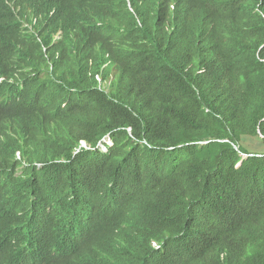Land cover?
Listing matches in <instances>:
<instances>
[{
  "label": "trees",
  "instance_id": "obj_1",
  "mask_svg": "<svg viewBox=\"0 0 264 264\" xmlns=\"http://www.w3.org/2000/svg\"><path fill=\"white\" fill-rule=\"evenodd\" d=\"M35 3L0 0V218L87 211L64 264H264V0H59L57 49Z\"/></svg>",
  "mask_w": 264,
  "mask_h": 264
},
{
  "label": "clouds",
  "instance_id": "obj_2",
  "mask_svg": "<svg viewBox=\"0 0 264 264\" xmlns=\"http://www.w3.org/2000/svg\"><path fill=\"white\" fill-rule=\"evenodd\" d=\"M36 13L44 17L47 29L54 37L50 48L57 49L61 32L56 25L59 0H35ZM98 144L102 152L111 145L104 141ZM106 150L103 151L102 147ZM87 148L86 144H81ZM78 151V150H77ZM84 209L53 203L42 208L44 220L30 216L27 210L12 208V213L0 218L6 225L0 229V264H64L68 251L80 246L84 236L93 227L82 223ZM156 246V244H154ZM158 247V246H157Z\"/></svg>",
  "mask_w": 264,
  "mask_h": 264
},
{
  "label": "built area",
  "instance_id": "obj_3",
  "mask_svg": "<svg viewBox=\"0 0 264 264\" xmlns=\"http://www.w3.org/2000/svg\"><path fill=\"white\" fill-rule=\"evenodd\" d=\"M104 142L107 143V144H109V145H111V142L109 141V139H106ZM102 150L105 151L106 149L104 147H102Z\"/></svg>",
  "mask_w": 264,
  "mask_h": 264
},
{
  "label": "bare ground",
  "instance_id": "obj_4",
  "mask_svg": "<svg viewBox=\"0 0 264 264\" xmlns=\"http://www.w3.org/2000/svg\"><path fill=\"white\" fill-rule=\"evenodd\" d=\"M187 2V1H186ZM182 3V2H181ZM34 5H36V3L34 4ZM98 53V52H97ZM30 100V99H29ZM32 110V109H31ZM23 137V136H22Z\"/></svg>",
  "mask_w": 264,
  "mask_h": 264
}]
</instances>
